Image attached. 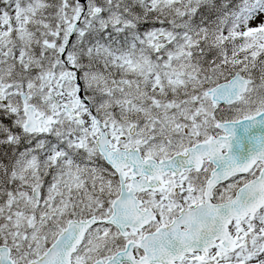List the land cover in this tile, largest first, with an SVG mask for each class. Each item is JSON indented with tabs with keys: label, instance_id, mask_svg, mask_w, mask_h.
I'll list each match as a JSON object with an SVG mask.
<instances>
[{
	"label": "snow or ice",
	"instance_id": "1",
	"mask_svg": "<svg viewBox=\"0 0 264 264\" xmlns=\"http://www.w3.org/2000/svg\"><path fill=\"white\" fill-rule=\"evenodd\" d=\"M0 264H264V0H0Z\"/></svg>",
	"mask_w": 264,
	"mask_h": 264
}]
</instances>
